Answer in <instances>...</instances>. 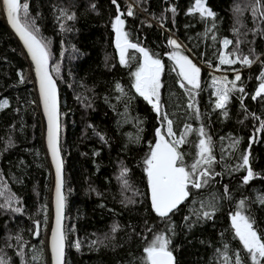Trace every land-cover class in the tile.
<instances>
[{"label": "trees", "instance_id": "obj_1", "mask_svg": "<svg viewBox=\"0 0 264 264\" xmlns=\"http://www.w3.org/2000/svg\"><path fill=\"white\" fill-rule=\"evenodd\" d=\"M22 3L29 5L59 87L65 264H143V249L161 232L171 239L174 264H224L225 251L233 264L236 252L244 264H251L235 235L231 215L244 200V214L254 218V227L264 233V131L257 132L260 121L252 115L264 119V98L252 99L264 71V19L259 13L253 15L255 0H205L214 18L192 12L195 0H117L119 11L112 0ZM129 7L132 16L127 15ZM69 15L75 18L68 20ZM117 15L125 21L129 41L155 54L164 65L162 112L173 121L175 139L186 125L191 126L186 142L178 146L185 165L195 162L201 127L212 140L215 174L206 186L190 190L170 220L161 219L152 209L144 163L156 143V130L167 133V121L135 90L133 73L143 62L142 55L128 49V63H120L112 26ZM173 38L180 49L169 45ZM225 38L232 44L224 50ZM237 46V55L259 59L250 67L240 62L221 65V54ZM170 50L182 52L200 68L199 89L186 82L180 86L182 77L169 59ZM214 69L223 71L229 82L239 72L237 89H244L231 92L223 110L215 107L213 81L218 75ZM193 97L198 118L188 107ZM4 101L7 106L0 107V258L7 264H50L54 176L44 144V112L33 65L9 27L0 0V104ZM237 139L240 143L233 148ZM250 144V166L257 175L244 184L246 170L234 169ZM205 211L211 212L210 218L202 217ZM37 221L40 228L35 237Z\"/></svg>", "mask_w": 264, "mask_h": 264}, {"label": "snow or ice", "instance_id": "obj_2", "mask_svg": "<svg viewBox=\"0 0 264 264\" xmlns=\"http://www.w3.org/2000/svg\"><path fill=\"white\" fill-rule=\"evenodd\" d=\"M112 3L117 6L119 11V5L117 0H112ZM3 9L6 11L7 18L10 21L12 27L19 34L23 40L28 52L31 55L32 60L35 62L36 73L39 77L40 94L43 100V106L47 115V141L48 147L51 150L53 162L56 167V217H55V229L51 235V251L53 256V264H64L65 242L66 234L63 229L62 219L63 210L65 207V198L61 192L63 180L61 175L62 162L60 158V145H59V114L57 107V95L56 85L48 72V60L49 52L46 44L38 38L36 33L38 28H34V20L29 16L28 3H22V0H2ZM175 13V7L170 9ZM192 12H198L202 18L215 17V13L205 6L204 0H195V6L191 9ZM239 11V9H237ZM254 17L259 13L260 17L264 19V0H255V5L252 8ZM64 13H62L63 15ZM128 16H132L133 12L131 7L127 12ZM75 17L72 15L67 16L68 20H72ZM125 21L121 18V15L115 17L113 28L116 32V48L119 50L120 63L127 64L129 61L128 49H135L142 55L143 62L139 65L137 70L133 73L135 78V90L142 96L153 109L161 116L162 120L167 121V135L173 137L171 141L165 138L161 130H156V143L151 148L150 153L144 163L146 164V173L148 179V185L151 192V205L153 211L161 219L170 220V214L174 213L191 194V189H200L206 186L209 179L215 174L211 170V165L214 162L212 155V140L210 136H207L203 127L199 129V135L201 138L198 142L197 159L190 166H186L184 163V154L178 150V146L186 142V136L191 131V126H185V132L175 139V133L173 131V121L168 119L167 114L162 112L161 108V74L164 69L159 58H156L155 54H151L146 48L141 47L137 43H132L128 39V33L124 31ZM215 25H213L214 27ZM63 27V25H62ZM215 39V37H213ZM174 49H180L181 45L175 40L170 39L168 41ZM232 41L225 38L223 45L227 48ZM239 51L238 46L233 52L228 54H221L219 62L224 64H235L240 62L244 65L251 66L256 62L258 57L250 59L249 56L236 55ZM230 56H236L235 59H230ZM169 59L175 61L179 68V75L182 77V83L180 86L185 87V83L191 86V89L200 88V68L196 66L187 56L182 55L179 51H173L169 54ZM241 77L239 72L235 75L233 81H227L224 78L223 81L214 80V84H220L216 89L217 101L215 107L217 109H225L229 99V94L233 91L243 92V87L237 89V81H240ZM258 79L260 84L252 99L255 100L258 97L264 98V71H261ZM231 87H228V84ZM118 91L123 92V89L119 84L116 85ZM243 98H241V101ZM7 106V101L0 104V107ZM243 106V103H242ZM189 108L194 109L195 115L199 117V110L195 107L194 97L193 102L189 103ZM227 116V112H224ZM253 118L260 121L257 132L264 131V119H261L255 114H252ZM251 142H255V137L250 138ZM240 141L234 140L232 147L235 148L239 145ZM250 147L249 150L241 153L239 160L241 163L236 165V169H245L246 175L242 178L244 184H248L257 175L254 173L250 166ZM207 167H202V166ZM127 172L124 169L121 173L123 176ZM127 181H125V184ZM227 192V188H225ZM264 203V199L261 200ZM3 205H0L2 207ZM208 207H213L208 205ZM245 201L241 200L238 206V210L231 215L232 227L235 231V235L239 238L243 245V249L246 250L251 264H264V233H260L254 227L255 220L250 215L244 214ZM14 211H21L20 208H15ZM202 217H211V212L205 211L202 213ZM40 223L36 222V235H39ZM116 228H113L115 231ZM151 231V229H149ZM171 231V229H168ZM171 239L163 232L158 233L143 249L145 256L143 258V264H174L173 251L169 247ZM75 246L79 248L80 242L77 241ZM227 249V245H225ZM224 264H233L232 257H229L227 251L223 254ZM0 264H7L4 258H0ZM234 264H244L243 258L239 252L234 253Z\"/></svg>", "mask_w": 264, "mask_h": 264}, {"label": "water", "instance_id": "obj_3", "mask_svg": "<svg viewBox=\"0 0 264 264\" xmlns=\"http://www.w3.org/2000/svg\"><path fill=\"white\" fill-rule=\"evenodd\" d=\"M4 14L7 18V14H6V11L4 10ZM7 22H8V25L9 27L11 28V30L14 32V34L17 36V38L19 39L20 43L22 44L30 62L32 63L33 65V68H34V74H35V77H36V80H37V86H38V90H39V94H40V87H39V77L37 76V73H36V66H35V62L32 60L31 58V55L30 53L28 52L27 50V47L25 46L23 40L20 38L19 34L15 31V29L12 27L10 21L8 20L7 18ZM48 72L51 76V78L53 79V81L55 82V85H56V95H57V107H58V114H59V125H60V129H59V145H60V149H61V136H62V127H61V116H60V100H59V89H58V86H57V83H56V80L51 72V63H50V59L48 60ZM40 97H41V94H40ZM41 103H42V108H43V116H44V122H45V132H44V144H45V147H46V150H47V153H48V157H49V160H50V163H51V167H52V172H53V176H54V185H53V190H52V220H51V229H50V234H49V238H48V249H49V253H50V264H53V256H52V251H51V235H52V231L55 229V217H56V184H57V176H56V167H55V163L53 162V159H52V155H51V150L49 149L48 147V141H47V128H48V122H47V115L45 113V110H44V106H43V100H42V97H41ZM166 138V136H165ZM167 139V138H166ZM60 158H61V162H62V167H61V175H62V180H63V184H62V188H61V192L65 198V195H64V160H63V156L61 154V151H60ZM65 211H66V208L64 207V210H63V219H62V225H63V229L65 231ZM36 233V231H35ZM35 237H37L38 235L34 234ZM174 256V254H173ZM65 260H66V242H65V253H64V264H65Z\"/></svg>", "mask_w": 264, "mask_h": 264}, {"label": "rangeland", "instance_id": "obj_4", "mask_svg": "<svg viewBox=\"0 0 264 264\" xmlns=\"http://www.w3.org/2000/svg\"><path fill=\"white\" fill-rule=\"evenodd\" d=\"M244 1H246V0H244ZM204 3H205V0H204ZM194 6H195V4H194ZM205 6L209 9V7L206 5V3H205ZM173 39H175V38H173ZM176 41H178L177 39H175ZM180 44V43H179ZM172 49V48H171ZM224 50H225V47H224ZM175 51H178V50H175ZM173 51L172 50H170V52H169V54L170 53H172ZM180 52V51H179ZM181 54H182V52H180ZM182 55H184V54H182ZM237 55V54H236ZM248 67H250V66H248ZM247 67V68H248ZM214 71H216V73H217V75L218 76H215V78H214V80H216V81H223L224 80V73H223V71H221V70H218V69H214ZM238 70H236L235 72H237ZM220 86V84H214V90H215V93H216V89H217V87H219ZM162 134H164L165 136H166V138L170 141V137L167 135V133H162ZM171 138H173V137H171ZM201 138H203V137H201L200 136V138H199V140L201 139ZM199 140L197 141V145H198V142H199ZM197 152H198V148H197ZM197 152H196V156H195V160L198 158L197 157Z\"/></svg>", "mask_w": 264, "mask_h": 264}, {"label": "bare ground", "instance_id": "obj_5", "mask_svg": "<svg viewBox=\"0 0 264 264\" xmlns=\"http://www.w3.org/2000/svg\"><path fill=\"white\" fill-rule=\"evenodd\" d=\"M59 88V87H58Z\"/></svg>", "mask_w": 264, "mask_h": 264}]
</instances>
